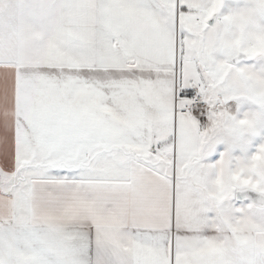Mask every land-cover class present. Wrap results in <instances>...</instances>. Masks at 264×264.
<instances>
[{
  "label": "snow or ice",
  "instance_id": "obj_1",
  "mask_svg": "<svg viewBox=\"0 0 264 264\" xmlns=\"http://www.w3.org/2000/svg\"><path fill=\"white\" fill-rule=\"evenodd\" d=\"M0 264H264V0H0Z\"/></svg>",
  "mask_w": 264,
  "mask_h": 264
}]
</instances>
